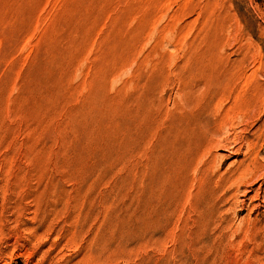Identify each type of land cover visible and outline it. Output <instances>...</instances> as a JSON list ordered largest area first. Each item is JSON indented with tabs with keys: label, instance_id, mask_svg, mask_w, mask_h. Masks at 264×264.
Returning a JSON list of instances; mask_svg holds the SVG:
<instances>
[{
	"label": "rangeland",
	"instance_id": "obj_1",
	"mask_svg": "<svg viewBox=\"0 0 264 264\" xmlns=\"http://www.w3.org/2000/svg\"><path fill=\"white\" fill-rule=\"evenodd\" d=\"M23 255L264 264V0H0V264Z\"/></svg>",
	"mask_w": 264,
	"mask_h": 264
},
{
	"label": "bare ground",
	"instance_id": "obj_2",
	"mask_svg": "<svg viewBox=\"0 0 264 264\" xmlns=\"http://www.w3.org/2000/svg\"><path fill=\"white\" fill-rule=\"evenodd\" d=\"M216 143V142H215ZM251 149V148H250ZM240 176V175H239ZM237 179V178H236ZM240 181V180H239ZM234 183V182H233ZM236 183H238V182H236ZM244 183V182H243ZM43 239V238H42ZM46 240V239H45ZM5 255V254H4ZM11 255V254H10ZM24 256V255H23ZM28 256V255H27ZM32 256V255H31ZM86 256L87 255H84V257L86 258ZM9 257H11V256H9ZM26 256H24V259L21 261V263L20 264H30L31 263V259H30V257H26ZM44 260V259H43ZM15 261V263L17 262L16 260H14Z\"/></svg>",
	"mask_w": 264,
	"mask_h": 264
}]
</instances>
